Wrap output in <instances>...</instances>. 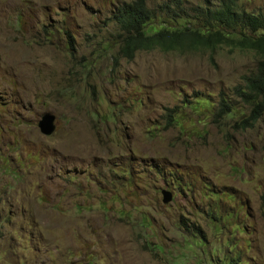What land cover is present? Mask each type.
I'll use <instances>...</instances> for the list:
<instances>
[{"label": "rangeland", "instance_id": "374dc122", "mask_svg": "<svg viewBox=\"0 0 264 264\" xmlns=\"http://www.w3.org/2000/svg\"><path fill=\"white\" fill-rule=\"evenodd\" d=\"M130 1L0 0V264H264V114L235 129L233 97L258 58L125 60L110 18ZM220 94L234 109L219 122Z\"/></svg>", "mask_w": 264, "mask_h": 264}, {"label": "trees", "instance_id": "16d2710c", "mask_svg": "<svg viewBox=\"0 0 264 264\" xmlns=\"http://www.w3.org/2000/svg\"><path fill=\"white\" fill-rule=\"evenodd\" d=\"M149 1L131 0L112 12V36L116 33L119 39L117 55L131 61L137 53L151 49L213 53L220 47H228L253 52L258 58L254 72L243 77L241 86L233 91V97L248 108V115L234 128L242 131L253 128L264 114V8L248 12L239 5L241 0H218L214 3L202 0L193 7H184L181 0H173L171 5L163 1L156 8H149L148 4H152ZM158 21L160 27L155 28ZM170 21L172 25H168ZM216 104L211 114L214 121L220 122L233 112L232 103L223 94ZM165 119L174 125L171 115H166ZM148 133L154 135L151 131ZM158 175L164 177L160 173ZM199 234L203 237L201 232ZM236 262L225 259L222 264Z\"/></svg>", "mask_w": 264, "mask_h": 264}, {"label": "water", "instance_id": "95a60500", "mask_svg": "<svg viewBox=\"0 0 264 264\" xmlns=\"http://www.w3.org/2000/svg\"><path fill=\"white\" fill-rule=\"evenodd\" d=\"M37 127L39 129V132L44 136H50L55 129L54 126V117L49 114H44L41 119L37 123ZM162 203L168 204L172 201V194L170 191L162 190Z\"/></svg>", "mask_w": 264, "mask_h": 264}]
</instances>
